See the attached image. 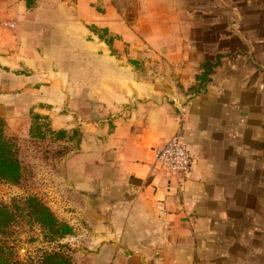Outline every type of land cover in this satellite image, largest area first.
Listing matches in <instances>:
<instances>
[{
  "label": "crops",
  "instance_id": "crops-1",
  "mask_svg": "<svg viewBox=\"0 0 264 264\" xmlns=\"http://www.w3.org/2000/svg\"><path fill=\"white\" fill-rule=\"evenodd\" d=\"M0 104L81 127L75 264H264V0H0ZM174 135L185 174L153 163Z\"/></svg>",
  "mask_w": 264,
  "mask_h": 264
},
{
  "label": "rangeland",
  "instance_id": "rangeland-1",
  "mask_svg": "<svg viewBox=\"0 0 264 264\" xmlns=\"http://www.w3.org/2000/svg\"><path fill=\"white\" fill-rule=\"evenodd\" d=\"M25 1V0H24ZM81 107L79 110L73 104L68 112L54 110L57 116L66 113L67 121L75 119L76 111L83 118L91 119L93 113L90 108ZM47 104H23L16 108L14 104H0V126L5 135L12 138L19 150L24 165V180L19 185L0 181V203L11 204L15 198L35 195L47 206L55 208L53 213L64 222L60 216L61 210H70L71 207L57 206L63 194V182L69 180L67 173L75 170V155L80 140L81 127L70 126L51 127V119ZM63 188H62V187ZM71 196V195H70ZM69 196V197H70ZM51 202V203H50ZM61 203L63 201L61 200ZM61 209V210H60ZM75 232V231H73ZM12 236L17 245L21 258L38 257L40 252L48 249L52 244L46 241V232L36 223H30L26 218L19 217L12 229ZM70 251L68 252L75 264V248L66 240Z\"/></svg>",
  "mask_w": 264,
  "mask_h": 264
},
{
  "label": "trees",
  "instance_id": "trees-1",
  "mask_svg": "<svg viewBox=\"0 0 264 264\" xmlns=\"http://www.w3.org/2000/svg\"><path fill=\"white\" fill-rule=\"evenodd\" d=\"M35 0H25L31 7ZM202 82L208 80L210 63L203 64ZM24 165L19 150L12 138L5 135L0 126V181L19 185L24 180ZM19 217L38 224L46 232V241L52 246L40 252L38 257L21 258L12 236V229ZM72 233V228L59 220L53 211L35 195L15 198L11 204L0 203V264H73L70 248L62 240Z\"/></svg>",
  "mask_w": 264,
  "mask_h": 264
},
{
  "label": "built area",
  "instance_id": "built-area-1",
  "mask_svg": "<svg viewBox=\"0 0 264 264\" xmlns=\"http://www.w3.org/2000/svg\"><path fill=\"white\" fill-rule=\"evenodd\" d=\"M153 154L154 166L161 171L170 174H185L188 171L190 153L178 135L155 145Z\"/></svg>",
  "mask_w": 264,
  "mask_h": 264
}]
</instances>
